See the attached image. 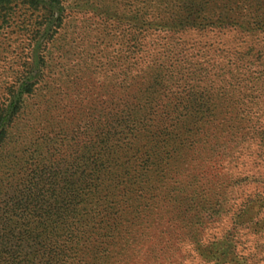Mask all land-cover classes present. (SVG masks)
I'll return each instance as SVG.
<instances>
[{
	"label": "rangeland",
	"instance_id": "obj_1",
	"mask_svg": "<svg viewBox=\"0 0 264 264\" xmlns=\"http://www.w3.org/2000/svg\"><path fill=\"white\" fill-rule=\"evenodd\" d=\"M56 4L0 6V110L19 98L0 143V264L49 257L37 216L79 174L51 187L26 171L93 149L103 113L116 153L87 212L112 203L110 256L127 252L100 257L88 227L83 264H264V0Z\"/></svg>",
	"mask_w": 264,
	"mask_h": 264
},
{
	"label": "trees",
	"instance_id": "obj_2",
	"mask_svg": "<svg viewBox=\"0 0 264 264\" xmlns=\"http://www.w3.org/2000/svg\"><path fill=\"white\" fill-rule=\"evenodd\" d=\"M16 1L18 0H0V6H5L4 9H7L4 14L5 18L11 15V10H9L11 9L10 6ZM47 1L50 6L57 3V0H25L29 5H41L45 4ZM56 6H58V4H56ZM36 86V83L31 84L25 92L32 94V92L36 90ZM18 99L11 102L5 109L0 110V143L5 137L7 128L12 124L14 118L19 112ZM110 116L111 115L109 114L103 113V115H100L99 119L95 120V123H93V149L85 148L81 150L78 148L73 152V154L76 155L74 157L76 160H71V162L64 159L59 161L54 160L40 166V168H30L26 171L27 179L38 177V179L41 180L44 175H49L50 177L46 179V185L51 187L54 186L55 178L57 177L60 168L61 170L63 169L64 174L67 173L69 169H73V172H75V174L78 173L79 176L77 179H74L72 178L74 176L73 174L71 176H66L65 179H63V188L65 189V193L67 192L66 195L65 193H61L60 196H56L54 189L48 191L50 192V197L54 199V202L48 205V209L43 212L44 219H42V215L37 216L38 221L42 223L36 222L35 230H39L40 227L45 224L43 232L48 231L49 239H51L49 240L50 243L48 245L49 257H46L43 261L42 258L38 257H34L33 261L20 260L19 262H17L15 258L10 262L4 259L6 261L5 264H21V261L24 264H83L86 257H90L88 256L90 253V247L80 246L78 241H81L83 238H85L86 241L92 239L91 237H86L85 230L88 227H94L96 229L93 236L95 240L101 241V246L97 249L100 257H121L127 252L122 245H119L118 243V248H122V250L115 253L116 255L114 254L113 256H110L111 253L115 252L113 250L117 248V243H113L114 241L111 236L120 224L117 223L119 222L118 215L113 213V204L111 203L108 205L107 211L99 221H95V219L93 220L88 216L87 212V199L89 193L94 189H99L100 180L102 177L105 178L108 171L106 166L111 163H109L108 160L114 156V153H116V150L110 146V143L116 135L114 122L117 121L110 120ZM135 160L137 161V158ZM133 164H135V162ZM117 172L120 177L126 175L121 165H119ZM140 176H146V173H143V175ZM49 180H51V182ZM60 192L61 191H59V193ZM120 196L118 197L119 200L117 203L124 204V201ZM37 197L40 196L38 195L36 198ZM77 209L84 211L86 215L83 219H79L77 223L74 224L73 220L76 219V216L74 215L78 212ZM98 213L100 215V211H98ZM109 221L113 223L114 229L109 227L107 233L103 234L101 229H104L105 224ZM41 234V232H38L37 234L33 233L32 235L38 237ZM79 235H81L80 240H78ZM118 237V240H120L122 244L125 239H123L121 235H118ZM113 264H119V260H115Z\"/></svg>",
	"mask_w": 264,
	"mask_h": 264
}]
</instances>
